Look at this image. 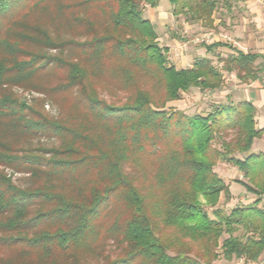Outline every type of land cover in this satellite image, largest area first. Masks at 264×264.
Returning <instances> with one entry per match:
<instances>
[{
	"label": "trees",
	"instance_id": "trees-1",
	"mask_svg": "<svg viewBox=\"0 0 264 264\" xmlns=\"http://www.w3.org/2000/svg\"><path fill=\"white\" fill-rule=\"evenodd\" d=\"M160 1L0 0V167L47 172L62 187L25 190L0 170V233H24L48 218L57 227L54 233L19 236L32 252L23 250L0 264H78V253L94 247V223L106 207L118 210L110 232L128 247L124 258L109 264H212L221 258L258 262L264 254V152L251 153L254 140L264 136L256 127V107L243 101L204 115L167 106L192 89L220 90L224 72H236L243 82L257 79V63L264 62V55L232 48L235 53L221 69L209 58L197 59L192 68L170 65L169 48L161 47L155 25L143 15L144 5L156 8ZM168 1L175 17L212 29L220 2L229 6L228 0ZM40 12L89 38L81 43V59L55 60L68 71L55 89L76 90L75 126L39 119L30 106L2 94L7 86L35 82L42 64L25 45L56 49L65 43L40 23L26 20ZM222 45L205 48L212 52ZM104 77L119 78L117 83L129 91L123 104L100 98L93 81ZM149 82L152 88L146 87ZM38 133L55 135L61 144L44 160L45 172L39 168L43 158L15 155L14 145ZM242 154L248 156L238 158ZM220 163L243 172V180L235 182L256 196L252 204L229 213L219 207L222 195L226 202L233 198L230 185L215 170ZM131 164L144 170L150 166L152 193L142 194L127 172ZM37 199L40 209L31 214ZM239 229L241 236L236 235ZM224 235L228 237L221 241ZM3 236L0 246L16 239Z\"/></svg>",
	"mask_w": 264,
	"mask_h": 264
},
{
	"label": "rangeland",
	"instance_id": "rangeland-1",
	"mask_svg": "<svg viewBox=\"0 0 264 264\" xmlns=\"http://www.w3.org/2000/svg\"><path fill=\"white\" fill-rule=\"evenodd\" d=\"M30 1L32 3L35 2V0ZM68 1L71 2L72 0ZM248 1L249 0H228V8L221 1L219 10L216 13V19L221 18L222 22L213 29L203 26L200 22L187 21L185 17H175L172 15V9L170 8L167 11L168 14L162 17V21L157 22L153 20L155 22V26H157L156 29L159 36L158 40L161 47H168L170 44L174 47V51H172L173 53L169 47V64L176 66L178 69L183 67L188 68L193 62H181L182 56H186L185 52H187L188 49H195L197 52V50L202 48L204 49L206 45H211L215 42H222L232 46H238L239 43L244 44L245 41L242 38L244 34L243 30L244 27L248 25L257 27L261 24V29L264 33V0H252L253 4L251 7H248L250 4ZM161 3L163 7L166 5L171 6L168 0H162ZM227 9L229 11L225 12ZM149 10V6H143L144 18H149ZM255 13L258 14L252 15ZM26 20L29 23L31 22V24L40 23L53 36V38L57 40L58 43H65L56 49H54L55 47H49L47 45L40 46L35 43L25 45L27 51L37 54L39 59L38 64H42V67H40L34 77L35 82L33 85L30 84L27 86H7L4 88L2 94L14 96L23 105L26 104L30 106L35 113L32 115L38 118L40 117L39 119L47 118L62 122L67 126H75L78 121L76 120L75 110H73L74 108L72 105L75 102L74 92L76 90L59 92L55 89L59 83L66 81L68 75L67 68L58 66V63H56L55 60L59 57L68 61H77L78 59H81V43L85 42L86 39L89 38L85 37L83 31L81 30L73 33L67 28H61V26L54 19H49V17L42 12L28 17ZM228 30L231 33H229ZM258 30H260V27ZM248 52H251V50L249 49ZM227 54V51L219 47L216 48L214 52L210 53V58L216 66L221 68V66H223L222 60L227 58ZM198 55L199 54L197 53L195 54V56ZM259 68L260 66H258V69ZM259 72H261V70H259ZM116 79L119 78H95L93 83L95 84V89L101 99L106 100L109 104L121 105L126 101V98L130 95V93L122 88V85H119ZM152 86L153 84L151 85V82H149L146 87L152 88ZM232 86L233 84H231V79L224 78V84L220 90L221 93L228 94V92L233 90L234 87ZM215 100L214 96L212 94H208L207 91L192 89L187 93H183L180 100L170 102L167 106L168 108L175 107L177 109H181L190 114L204 113V115H207L215 108H210L211 104ZM206 104H208L207 107ZM231 138L232 137L230 136L229 139ZM60 145V140H58L55 135H42L38 133L26 142L14 145V148L17 150L15 155L19 158H29L28 160L32 159L34 161H37L38 158H43V161L41 160L43 162H41V164L43 165L39 168L42 172H45L48 171L46 170L48 166L44 160L52 158L55 152L54 148H58ZM131 165L127 167V172L130 177L134 178L135 183L140 187L142 194L148 195L149 192H153L155 190V184H152L150 166L148 165V170H144L143 168L133 164ZM217 167L215 170L216 172H219ZM18 168L19 169H16L15 167L10 168L3 166L0 167V170H2L16 186L25 190L43 188L45 185H54L58 188V191L60 189L62 190L59 183L60 179H58L57 176H47V172L44 173L46 175H35L29 170L23 171L22 166ZM227 180L234 181L228 178ZM235 186L236 187H234L233 190L234 193L238 195L240 191L237 187L239 186ZM156 193L159 192L157 191ZM68 197L71 199L75 198L70 194ZM255 198L256 197L254 196V198L250 200L246 199L243 195L235 201L232 199L230 202H226L224 195H222L219 207L225 209L229 213L234 207L238 205H248V203H251ZM40 202V199L35 201V205L33 204L30 210V213L32 212L31 214L36 213V211L40 209L38 205ZM47 208L49 207H45L43 209L46 210ZM110 208L111 207L103 208L100 212V217L95 220L94 224L96 226L97 235L93 238L94 241L91 240L92 246L94 247L91 250L78 253V264H109V262H112L113 260L124 258L126 256L128 251L126 243H123L121 238L116 234L115 236L110 232V226L116 221V213H118L117 209ZM111 211L114 213H110ZM207 211L212 215V209L207 208ZM54 222L56 221L48 218L44 221L42 220L41 222L39 221L35 223L24 233H0L1 236L4 235L3 237L6 238H9L8 236L11 235L13 238H16L11 242L13 245L7 244L8 242L5 241V243L0 246V262L14 259L16 255L21 254V251L23 250L32 252L28 242L24 239H18L20 238L19 236L24 235L23 238H31L45 231L54 233L57 230ZM236 235H243V230L239 229ZM227 237V235H224L221 241ZM212 264H264V254L261 256L259 261L255 263L246 262L244 259L226 261L221 258L220 260L214 261Z\"/></svg>",
	"mask_w": 264,
	"mask_h": 264
},
{
	"label": "crops",
	"instance_id": "crops-1",
	"mask_svg": "<svg viewBox=\"0 0 264 264\" xmlns=\"http://www.w3.org/2000/svg\"><path fill=\"white\" fill-rule=\"evenodd\" d=\"M161 2H162V0L160 1V4L158 7H156V8L150 7V10H149V14H148L149 18H147V19H149L154 25H155L154 21H157V22L162 21L163 20L162 17H164L165 15L168 14L167 13L168 9L169 8L172 9V7L169 5H166L165 7H163ZM248 2L250 3L248 7H251V5L253 4L252 0H249ZM222 11H224V10H222ZM227 11H229V10L227 9L225 12H227ZM155 14H157L158 16ZM246 14H248V13H246ZM257 14L258 13H255L252 15H257ZM172 15H173V13H172ZM214 18H215V27H217L219 25V23L222 22V19L221 18L216 19V14H215ZM155 27L157 28V26H155ZM259 27H260V30H258ZM261 28H262L261 24L257 27L252 26V25L251 26L250 25L245 26L244 30H243L244 34L242 37L245 41L244 44L239 43L238 46H232L230 44L227 45V44L221 42V44H223V45L220 46V48L227 51L228 52L227 55L235 53V51H233L232 48H237V49L242 50L243 52H246V53H248V50L250 49L251 53H257V54L264 55V33H263ZM228 32L231 33L229 30H228ZM262 34H263V36H262ZM217 41H219V40H217ZM240 44H242L243 46ZM169 47L171 48V52L174 51L173 45L170 44L168 46V48ZM212 52H214V51H212ZM212 52H208L206 48H204V49L202 48L200 50H197V52L195 49H191V50L188 49L187 52H185L186 56H182L181 62H183V63L185 61L193 62L188 67V68H192L194 62L199 58L211 59L210 53H212ZM196 53L199 55L195 56ZM175 61H177V60H175ZM223 64L224 63L222 60V65ZM257 64H259V66H260L259 70H261V72H259V74H258L257 79L250 80L248 82H243L241 79L238 78L236 72H232V73L224 72V74H225L224 78H230L231 79V84H233L232 87H234L233 90L231 92H228V94H222L220 91L221 89L215 90V91H210V90H206V91L208 92V94H212L214 96V99H216L215 101H213L210 108L216 107L215 105L221 106V105H227V104H238V103L243 102V101H248V102L252 103L256 107V110H257L256 111V117H255L256 127L259 130H264V62H262V60H259ZM178 65H179V63H178ZM216 67H218V66H216ZM222 67L223 66H221V68ZM183 68H185V67H183ZM221 68H219V69H221ZM207 105L208 104H206V107H207ZM199 114H204V113H199ZM260 152H264V136L262 138L255 139L254 143L252 145L251 153L258 154ZM247 156H248V154H242V155H239L238 158L244 159ZM228 165L229 164H226V163H220L217 168L219 170L218 173L222 176V178L225 180V182L230 185L233 201L237 200L239 197H241L243 195L246 197V199L251 200L252 198H254V196H255L254 194L248 192L245 187H243L241 184L235 182L238 179L239 180L243 179V175H244L243 172H241L237 167H234L232 165L228 166ZM227 178L232 179L234 181L227 180ZM235 185L239 186V187H237L240 191V193L238 195L235 194L234 190H233L234 187H236ZM255 200H256V198L254 200H252L251 203H248V205L252 204ZM245 205H247V204H245ZM261 206H263V208H264V199H263Z\"/></svg>",
	"mask_w": 264,
	"mask_h": 264
}]
</instances>
